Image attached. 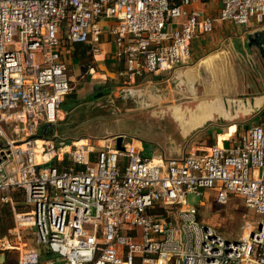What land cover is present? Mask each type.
I'll use <instances>...</instances> for the list:
<instances>
[{
  "label": "built area",
  "instance_id": "obj_1",
  "mask_svg": "<svg viewBox=\"0 0 264 264\" xmlns=\"http://www.w3.org/2000/svg\"><path fill=\"white\" fill-rule=\"evenodd\" d=\"M208 1L0 0V204L13 211L8 233L18 246L6 248L19 251L20 264H264L263 126L244 128L228 147L150 158L124 136L119 149L67 143L54 132L32 137V128L14 140L3 128L37 117L56 123L71 92L62 41L96 48L98 21H113L118 75L130 81L186 65L192 42L218 22L264 23V0H218L216 15L186 10ZM37 140L46 143L39 154ZM206 190L220 205L238 199L257 218L246 238L226 240L200 220ZM16 192L27 212H16ZM31 229L36 249L22 242Z\"/></svg>",
  "mask_w": 264,
  "mask_h": 264
},
{
  "label": "rangeland",
  "instance_id": "obj_2",
  "mask_svg": "<svg viewBox=\"0 0 264 264\" xmlns=\"http://www.w3.org/2000/svg\"><path fill=\"white\" fill-rule=\"evenodd\" d=\"M203 8L207 12L217 9L215 2L211 1L204 3ZM249 27L218 22L212 33L198 39L196 54L183 67L170 75H146L134 81L118 77L112 88H106L107 91L87 86L83 95L72 96L76 91L71 85L69 74L72 70L69 69L67 75L71 92L63 98L55 124L41 123V128L37 129L41 120V117H37L34 119L36 123L33 120L27 121L25 125H3V128L14 140L29 134L30 128L32 137L50 139L49 132H46L48 126L55 130L56 137L66 139L67 143L71 140L87 139L94 142L96 139L109 140L117 137L119 149L123 141L121 136H124V140L132 138L146 143L150 148V151L148 148L145 150L147 158L153 156L152 152L164 154L173 145L180 147L182 153L189 152L191 145L197 142L194 139L201 137L204 128L209 124H217L225 130L231 124L237 125L238 132L233 136L235 139L242 127H264V60L258 55L256 48L251 50L250 55L248 53L243 56L245 43L242 40L243 35L264 28V23L253 31V27L248 29ZM193 42L196 43L197 39ZM94 78L98 79V76ZM198 102L208 111L211 110L214 118L186 138L182 137L185 134L184 129L173 121L168 112L170 108L179 105L194 109ZM61 114L64 119L59 121ZM229 115L230 119L225 118ZM14 128H23L24 132L19 133V136L11 134ZM213 129L208 128L205 135H211ZM41 142L37 140V146ZM2 143L0 138V146ZM224 146L228 147L229 143ZM214 196L213 191L206 190L203 206L198 208L200 220L214 227L226 240L244 237L247 225L253 227L257 218L238 199L231 198L226 204L220 205L215 202ZM200 201L194 195L187 196L189 205L197 206ZM27 210L23 205L17 211ZM12 219L14 220V216ZM6 236L8 243L3 238L0 239V264H20L19 251L6 248L8 245H18L9 233ZM22 242L28 248L36 249L35 229L22 233Z\"/></svg>",
  "mask_w": 264,
  "mask_h": 264
},
{
  "label": "crops",
  "instance_id": "obj_3",
  "mask_svg": "<svg viewBox=\"0 0 264 264\" xmlns=\"http://www.w3.org/2000/svg\"><path fill=\"white\" fill-rule=\"evenodd\" d=\"M211 2L212 3L215 2V7L217 9L215 8L216 10L208 11V13L216 15L217 11L219 10V2H218V0H213ZM204 3H207V2L193 4L190 7L186 8V10L190 11V12H195V13H199L200 11L205 12V10H204L205 8L202 9V5ZM112 24H113V21L107 20V19L97 22L98 27L102 30V35L100 36V42L96 46V48H94L92 45H89V44H69V43H66L65 41H62V47L60 50L61 58L66 63V65L68 67L67 69L72 70V72L69 75L71 78L70 79L71 85L73 86V88H75V91H76L75 96L79 97V96L83 95L87 91V86H94L93 87L94 89H95V87H97V89L101 88V90L103 89L104 91H107L106 88H108V90H109L110 87L112 88V84H113L114 80L119 77V75H118L119 71L124 69L123 63L117 62L114 58V54H115L116 49L112 43L111 37L108 34L109 29L111 28ZM256 29H258V27H253L251 29V31L256 30ZM243 36L245 39L246 36L245 35H243ZM200 38H201V36H199L197 38L196 43L192 42V44H191L192 50L191 51H194V52L190 53V57L193 56L194 54H196L197 48L199 47L198 39H200ZM244 39H243V43H246V40H244ZM247 55L248 54L246 53V50H245L243 52V56H247ZM218 56H220V55H218ZM220 57H222V56H220ZM183 66H180V67H183ZM180 67L175 68L169 72H159V73H156L154 75H156V76H158L159 74L170 75L172 72L176 71ZM94 74H96V75L94 76ZM146 75H153V74H144L143 76L138 77L136 79L137 80L141 79L142 77H144ZM96 76H98V79L94 78ZM105 85H107V87H104ZM191 110L192 109H190L189 107H185V106L171 108L169 110V116L174 121L181 123L183 125H189L190 127L193 128V130H191L186 135L182 134V137H185V138L187 136H189L191 133H194L198 129L204 127V125H206L208 122H211V120H213V118H214V117H210V115L207 118L201 117V114H197L195 116H192L189 114ZM229 112H230V110H229ZM63 119H64V115L61 114L59 116V121H62ZM206 119L208 121L203 123V121ZM192 122L196 123V125H197L196 128L194 127ZM40 126H42V124L37 126V129L41 128ZM208 128H214L213 133L209 136L205 135ZM50 129H51V126H48V129L46 130V132L50 133ZM243 129L244 128L242 127L241 131ZM233 130H234V132H233ZM51 131H52V133L54 132L56 134L54 129H51ZM236 132H238V126L237 125L231 124L225 130L224 128H222L221 126H219L217 124H214V125L209 124L207 127L204 128V131H203V134L201 135V137H196L194 139V140H197V142H196V144L191 145V148L202 149V148L209 147V146L216 145V144L220 145V146H224L225 143H228L227 142L228 140H231L233 138V136L236 134ZM231 134H233V135H231ZM116 139H117V137H115L113 139H109V140L108 139H103V140L96 139V140H94V143L96 145H100V146H102V145L103 146H110L111 145V146L117 147V142H116L117 140ZM87 141H88L87 139L81 140L80 144L86 145ZM42 142L44 143V141H42ZM39 144L42 145L41 143H39ZM142 146H143L144 150H146V148H148V151H150L149 150L150 148L148 147V145L146 143H142ZM152 153L158 154L157 152H152ZM184 153H186V152L182 153L180 147H176V145H173L172 147L167 148V151L164 152V155L166 157H178ZM154 162H156V160H154Z\"/></svg>",
  "mask_w": 264,
  "mask_h": 264
},
{
  "label": "trees",
  "instance_id": "obj_4",
  "mask_svg": "<svg viewBox=\"0 0 264 264\" xmlns=\"http://www.w3.org/2000/svg\"><path fill=\"white\" fill-rule=\"evenodd\" d=\"M87 67V66H86ZM87 70V69H86ZM72 96H75L72 95ZM63 165H60L59 168H63ZM13 200L15 202V210L19 213H24L27 211H17L23 208L24 202H23V194L21 192H16L12 194ZM19 204V206H18ZM0 239L5 237L8 234V231L13 229L14 227V220L12 219L13 211L12 209L4 204H0ZM18 206V207H17ZM25 206V205H24ZM25 208H27L25 206ZM28 209V208H27ZM43 257H49V254H43Z\"/></svg>",
  "mask_w": 264,
  "mask_h": 264
},
{
  "label": "bare ground",
  "instance_id": "obj_5",
  "mask_svg": "<svg viewBox=\"0 0 264 264\" xmlns=\"http://www.w3.org/2000/svg\"><path fill=\"white\" fill-rule=\"evenodd\" d=\"M200 102H201V101H200ZM200 102H198V104L196 105L195 109H192V110L190 111L189 114L192 115V116H195V115H197V114H201V117H205V118H207L209 115H210V117H213L214 114L211 112V110L208 111V109L204 108V105L201 104ZM181 106H183V105L175 106V107H172V108L181 107ZM170 109H171V108H170ZM193 110H194V111H193ZM192 111H193V112H192ZM191 112H192V113H191ZM168 113H169V112H168ZM247 113H248V112H247ZM225 118L230 119L231 116L229 115L228 117H225ZM173 121H174V120H173ZM206 121H208V120H207V119L204 120L203 123L206 122ZM174 122H175L179 127H181L182 129H184L185 134H187V133H189L191 130H193V128L190 127L189 125H183V124L178 123V122H176V121H174ZM203 123H202V124H203ZM192 124L194 125L195 128L197 127V125H196L195 122H192ZM195 128H194V129H195ZM41 144H42V145L37 146V144L35 143V145H36V150H37V153H38V154H39L41 151L44 150V143L41 142ZM218 146L220 147V145H218ZM37 160L40 161V159H39V155H37ZM250 229H252V227H251L250 225H247L246 231H244V234H245L244 238H246V237L248 236V234H249V230H250Z\"/></svg>",
  "mask_w": 264,
  "mask_h": 264
},
{
  "label": "water",
  "instance_id": "obj_6",
  "mask_svg": "<svg viewBox=\"0 0 264 264\" xmlns=\"http://www.w3.org/2000/svg\"><path fill=\"white\" fill-rule=\"evenodd\" d=\"M246 46L248 51L256 48L264 60V28L248 34L246 39ZM117 147H119L118 144Z\"/></svg>",
  "mask_w": 264,
  "mask_h": 264
},
{
  "label": "flooded vegetation",
  "instance_id": "obj_7",
  "mask_svg": "<svg viewBox=\"0 0 264 264\" xmlns=\"http://www.w3.org/2000/svg\"><path fill=\"white\" fill-rule=\"evenodd\" d=\"M247 36V35H246ZM244 39V38H243ZM242 39V40H243ZM246 39H247V37H246ZM245 40V39H244ZM245 50H246V53L248 54L249 53V55H250V53H252V51H248L247 50V46H246V43H245ZM258 52V51H257ZM258 55L261 57V55L259 54V52H258ZM262 59V58H261Z\"/></svg>",
  "mask_w": 264,
  "mask_h": 264
}]
</instances>
